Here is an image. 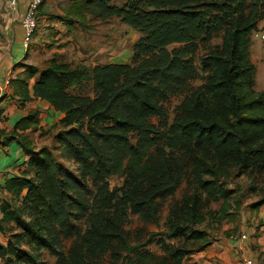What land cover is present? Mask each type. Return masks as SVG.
<instances>
[{
    "label": "trees",
    "instance_id": "16d2710c",
    "mask_svg": "<svg viewBox=\"0 0 264 264\" xmlns=\"http://www.w3.org/2000/svg\"><path fill=\"white\" fill-rule=\"evenodd\" d=\"M111 1H76L70 8L74 12L69 9L62 22L85 27L92 19L118 18L144 34L133 46L135 61L138 55L150 54V58L136 65L90 68L73 66L60 53L42 70L22 65L26 75L20 81L22 105L41 100L63 115L55 139L66 157L70 154L80 163V175L65 169L51 149H37L25 134L39 130L40 111L21 119L9 134L0 130L3 147L17 143L29 157L0 188V233L10 231V225L21 230L12 233L6 245L0 239L5 264H42L43 250L58 264H88L93 251L101 255L110 240L128 255L146 259L149 254L143 251L158 236L163 241H201L194 252L198 254L211 244L207 233L192 229L203 218L198 214L202 196L228 200L232 195L218 182L223 171L220 164L230 162L240 173L249 174L253 159L264 161V92L255 89L257 68L251 58L252 35L264 20V0H127L122 8ZM44 5L45 0L39 14L44 15ZM25 8L19 2L10 13L21 14V26ZM222 30L221 45L199 58L205 84L183 99L169 130L154 123L153 119L166 118L163 91L198 72L194 71L195 44ZM170 44L184 46L169 52ZM87 87L93 97L84 94ZM163 139H172L182 151L203 152L193 153L190 159L196 188L183 212L174 210L166 232H151L145 241L130 245L123 221H118L122 216H114L116 210L111 212L109 207L105 225L94 216L93 208L100 202L101 210L104 200L119 199L134 214L157 222L159 201L174 196L185 175L177 154L165 156L160 147ZM211 152L215 160L209 157ZM116 175L124 178L123 185L110 191L107 179ZM90 183L98 188V195L89 190ZM22 197L23 205L35 213L33 220H26L15 207L14 199ZM263 206L264 197L253 205L255 209ZM82 219L88 220L84 234L77 224ZM60 233L68 238L75 233L79 239L68 254L59 243ZM23 243L29 250L22 248Z\"/></svg>",
    "mask_w": 264,
    "mask_h": 264
},
{
    "label": "rangeland",
    "instance_id": "374dc122",
    "mask_svg": "<svg viewBox=\"0 0 264 264\" xmlns=\"http://www.w3.org/2000/svg\"><path fill=\"white\" fill-rule=\"evenodd\" d=\"M76 1L78 0H47L43 8V14H46L42 15L40 12L38 16V27L27 49L29 58L26 62L27 66L35 65L38 69L42 70L54 54L57 55L60 53L64 54L66 60L71 62L73 66L85 64L90 66V68H93L97 64L106 65L111 62L136 65L151 57L150 54H146V56L138 55V60L135 61L136 51L133 50V46L137 41H140V38L142 39L144 37V34L133 30L118 18L107 21L92 19L87 22L88 25L85 27L81 26L80 23H77L76 27H74L69 25L68 22H62L68 17V10L72 7L70 5H73ZM126 2L127 0H112L111 4L122 8ZM8 4L9 0H0V41L2 39L4 40L7 32L10 31L9 28L7 30L5 29L6 23H8L10 17L13 18L9 12L10 10H7L9 9ZM43 16H47V20L54 24L52 29L54 31L56 30L57 35L59 34L58 29H61L62 37L57 39L58 41L52 42L53 39L50 37L52 46H45L44 42L42 43V39L39 38L41 27H45ZM14 17H16V14ZM55 19L59 21H53ZM260 24L259 31L252 37L251 58L257 68L255 89L259 92H264V20ZM51 30L45 33L46 35L43 34V40L47 34L51 33ZM222 32L223 30L220 35H213L209 39L195 44L196 59L194 71L197 70L198 72H193L192 76L183 78L181 83L169 85L163 91L161 102L166 111V118L161 121L153 119L154 123L162 125L165 127V130H169L173 119L179 114V107L183 99L191 91L205 84L206 75L202 72L199 58L221 45ZM47 38L46 40H48ZM4 43L7 44V41H4ZM183 46L181 44H170L166 49L170 52L174 48H182ZM18 47L20 45L16 44L14 49ZM20 48L21 51L18 52L19 56L17 58L22 59L26 54V50L22 46ZM84 94L93 97V92L90 87L85 89ZM61 129L62 127H57L52 132L50 131L51 133L42 135V139H37V145L39 146H36V148L41 149L47 147L51 149L56 159L64 165L65 169L73 175L79 176L80 163H77L70 154L66 157L63 149L56 142L55 134ZM160 147L164 150L167 158L171 155H178L179 160H181V166L185 168V175L175 195L159 201L157 222L146 220L139 214H134L127 207L122 206L119 199L112 201L104 200L101 210L99 209L100 202H97L93 208L94 216H99L98 221L105 225L106 219H108L105 217L110 216L108 208L112 207L111 212L116 210L117 214L114 216H122L118 221H123L122 229L130 245H137L138 242L145 241L151 232H166L169 228L168 223L173 216L174 210L178 214H181L196 188V181L192 176L190 159L193 153L199 154L203 152L194 150L182 151V147L172 139H163ZM209 157L215 160V153H209ZM221 166L223 171L219 176L218 182L226 190L232 191V195L228 200L203 195L198 205V214L203 216V218L192 227L193 230L207 233L211 239L222 236L232 237L238 234L241 230V222L245 218H249V222L254 218L259 219V216L242 215L244 212H249L254 208L253 205L264 197V161L262 162L258 158L253 159L249 174L240 173L239 168L231 165L230 162L221 163ZM207 179L211 180L210 178ZM123 181L124 178L120 175L110 177L107 179L109 190L113 191L114 189L120 188L123 185ZM89 190L95 196L98 195L99 190L93 183L89 184ZM14 204L17 209H20L26 220L30 221L34 219L35 213L33 214L30 209H27L23 205V197L21 199L15 198ZM77 224L79 225L80 233L84 234L88 228V220L82 219ZM263 226L264 220H260L259 227L256 228L257 230H253L252 239H258L264 236L260 231ZM10 227H12L10 231L7 229L5 234L0 233V239L5 245L8 243L12 233L21 231L14 225H10ZM76 237L77 235L75 233L70 238L65 237L62 233L59 234V243L66 254L70 252L74 241L79 240ZM200 244L201 241L185 238L163 241V237L158 236L143 251L145 254L148 253L149 257L139 259L138 255H128L117 242L110 240L109 244L105 243L104 245L105 251H100L102 252L101 255H96L95 251H93L92 254L94 256L88 264H195L194 255L196 254L194 252ZM22 248L29 250V247L25 243H23ZM41 261L42 264H58L57 259L46 250L42 251ZM0 264H5L1 258Z\"/></svg>",
    "mask_w": 264,
    "mask_h": 264
},
{
    "label": "crops",
    "instance_id": "0c3cea01",
    "mask_svg": "<svg viewBox=\"0 0 264 264\" xmlns=\"http://www.w3.org/2000/svg\"><path fill=\"white\" fill-rule=\"evenodd\" d=\"M27 2H29V0H20L21 9L25 7ZM46 2L47 0H45V3ZM70 6H72V4ZM16 14V17L12 15L13 18L10 17L8 23H6L5 29L7 30L9 28L10 31L7 32V36L4 37V40L2 39L0 41V130L4 134L13 132L16 124L21 119L27 117L32 111L38 110L40 111L39 130L36 132H31L29 130L26 131L25 134L32 138L36 146H39L37 145V139H42L43 132L51 133L55 128L59 127L63 115L56 113L47 102L41 100H33L26 103L24 106L22 105L20 92L23 90V86L20 81L25 80L26 75L25 69L21 67V64H26L29 58L28 50L24 47V30L20 22L21 17L19 16L21 14L19 12ZM45 14L46 13H44V15ZM43 19L45 21V27H41L39 38L42 39V43L44 42L45 46H52L53 41L56 42L57 39L62 37L61 29H58L59 34L57 35L56 30L54 31V29H52L54 24L47 20V16H43ZM53 21L59 20L55 19ZM260 25L259 23L258 30L255 31L253 35L259 31ZM50 30L51 33L46 36V38L49 36V38H47L48 40H46V38L43 40V34L48 33ZM256 36L258 37V35ZM50 37L53 39L52 42ZM4 41H7L8 45L5 44ZM16 44L20 45V47L22 46V48L26 50V54L22 59L17 58L21 48L18 47L14 49ZM5 45L7 46L5 47ZM109 64L119 63L111 62ZM7 78L11 79V84L9 85L6 84ZM34 83L35 79L29 82L30 89H32L31 87ZM32 92L31 90V95ZM0 141H4L2 133H0ZM28 158L29 157L26 156L17 143H12L4 147L0 143V188L4 186L9 177L18 174L21 165L24 164ZM242 216H259V219L254 218L250 222L249 218H245L241 222L240 233L248 232V241L244 243L234 241L231 239V236L215 237L211 239L209 247L203 252L194 255L196 264H241L243 256L247 255H251L256 259H262V261L264 260V236L258 239H252L253 230H257L256 228L259 227L260 220H264V206L256 209L252 208L249 212H244ZM260 231L264 235V226L261 227Z\"/></svg>",
    "mask_w": 264,
    "mask_h": 264
},
{
    "label": "built area",
    "instance_id": "2783aa9c",
    "mask_svg": "<svg viewBox=\"0 0 264 264\" xmlns=\"http://www.w3.org/2000/svg\"><path fill=\"white\" fill-rule=\"evenodd\" d=\"M20 0H9L8 8L10 13H13L19 7ZM44 0H29L25 5V17L22 20V26L24 29V47L27 49L29 47V43L33 38L36 29L38 27V14L39 8L43 4ZM11 83V79H6V84L9 85ZM232 240L238 242H246L248 240L247 233H239L233 235L231 237ZM241 264H264V261L254 258L251 255L243 256Z\"/></svg>",
    "mask_w": 264,
    "mask_h": 264
}]
</instances>
